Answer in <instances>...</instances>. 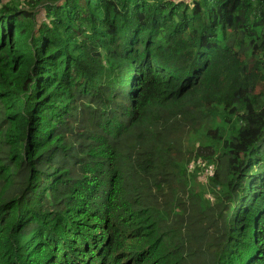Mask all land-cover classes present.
Wrapping results in <instances>:
<instances>
[{
  "label": "trees",
  "instance_id": "trees-1",
  "mask_svg": "<svg viewBox=\"0 0 264 264\" xmlns=\"http://www.w3.org/2000/svg\"><path fill=\"white\" fill-rule=\"evenodd\" d=\"M0 264H264V0H0Z\"/></svg>",
  "mask_w": 264,
  "mask_h": 264
},
{
  "label": "rangeland",
  "instance_id": "rangeland-1",
  "mask_svg": "<svg viewBox=\"0 0 264 264\" xmlns=\"http://www.w3.org/2000/svg\"><path fill=\"white\" fill-rule=\"evenodd\" d=\"M12 0H3L4 3H7V2H10ZM177 1H182V0H177ZM185 1V0H183ZM198 161V160H197ZM205 165L201 164L199 167H197L194 163L191 165V168L189 167V170L192 172L191 175H194V177L198 176V180H196L195 182L197 183H200V188H203L201 189L202 191V194L203 195H206L205 197L206 198H211L212 199V202H215V194L213 193V191H211V188L209 187V183H205L206 181H208V174H210V172L212 171L210 169L209 166H212L213 167V164L212 163H204ZM209 170V172L207 173L206 170ZM197 171V173H195ZM196 174V175H195ZM194 186L195 184L192 183ZM202 184V185H201Z\"/></svg>",
  "mask_w": 264,
  "mask_h": 264
},
{
  "label": "built area",
  "instance_id": "built-area-1",
  "mask_svg": "<svg viewBox=\"0 0 264 264\" xmlns=\"http://www.w3.org/2000/svg\"><path fill=\"white\" fill-rule=\"evenodd\" d=\"M193 163H194L197 167H199L201 164L205 165L204 163H206V162L203 161V160H201V159H199L198 161L193 162ZM193 163H192V164H193ZM192 164H191V165H192ZM191 165H190V168H191ZM209 167H210V169H211L212 171L210 172V174H208V178L214 176V167H212V166H209ZM191 170H192V168H191ZM206 172L208 173L209 170L207 169Z\"/></svg>",
  "mask_w": 264,
  "mask_h": 264
}]
</instances>
